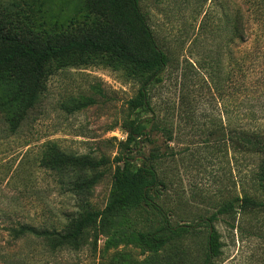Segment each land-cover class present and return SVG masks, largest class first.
Listing matches in <instances>:
<instances>
[{
    "label": "rangeland",
    "instance_id": "rangeland-1",
    "mask_svg": "<svg viewBox=\"0 0 264 264\" xmlns=\"http://www.w3.org/2000/svg\"><path fill=\"white\" fill-rule=\"evenodd\" d=\"M263 1L141 0L155 43L168 58L161 82L150 87L148 113L138 114L129 101L149 73L113 54L73 52L45 65L41 97L14 134V75H7L0 85V264H207L209 227L200 220L212 215L220 250L211 264H264V212L242 211L236 202L257 156L221 138L241 122L255 123L247 114L264 123V7L258 6ZM0 12L35 43L108 39L113 26L107 6L92 0H0ZM87 99L94 103L80 107ZM139 117L153 122L127 151L121 143ZM46 143L67 155L106 159L83 204L68 191L71 174L58 177L37 167L36 154ZM137 155L144 161L132 162ZM121 156L136 167L154 168L155 203L171 226H192V232L157 250L137 243L133 234L161 223L143 205L105 229L92 225L76 246L8 235L17 225L65 233L83 208L102 210ZM245 192L258 194L252 182Z\"/></svg>",
    "mask_w": 264,
    "mask_h": 264
},
{
    "label": "trees",
    "instance_id": "trees-1",
    "mask_svg": "<svg viewBox=\"0 0 264 264\" xmlns=\"http://www.w3.org/2000/svg\"><path fill=\"white\" fill-rule=\"evenodd\" d=\"M92 1L105 4L112 16L113 26L109 31L111 37L108 39H73L60 44L35 43L21 29L20 32L15 28L12 29L6 14L0 12V85L8 82L7 75L10 76V73L14 75V109L9 116L10 123L14 126V134L18 132L27 114L41 97L42 73L45 65L53 59L64 58L73 52L113 54L116 58L127 62L133 69L149 73V78L137 96L129 101V105L138 114L152 110L150 87L161 82L159 74L167 66L168 58L155 43L152 31L140 8L141 0ZM258 6L264 7V1L259 2ZM239 39L241 42L246 39L243 24ZM93 103V100L87 99L83 100L79 106L83 108ZM247 115L253 116L250 121L255 123L245 125L241 122L236 129L222 132L221 138H225L226 141H238L237 148L242 154L257 156V164L254 170L250 171L249 180L245 181V177L242 178V186H245L241 197L236 202L242 211L264 212V201L258 199V194L264 195V123L259 121L256 114ZM243 116L245 117V114ZM151 122H153L151 118L139 117L136 123L130 126L127 140L121 145L128 151L131 143L136 141V137L144 135L145 124ZM115 162L118 165L113 171L111 189L102 210L92 211L83 208L77 219L67 227L69 230L65 233L56 229L38 231L30 226L17 225L7 229L8 235L15 240L26 235L50 237L56 240L59 246L63 244L76 246L83 233L92 225L97 224L99 228L105 229L117 218L127 217L129 213L137 211L143 205L157 213L161 223L155 230L133 234L134 241L137 243L157 250L173 239L182 238L193 231V227L188 225L171 226L165 213L155 203L151 192L159 186V181L151 165L143 163L136 167L125 156H121ZM35 163L38 168L58 177L71 174L72 176L68 178V191L71 195L78 197L83 204L84 199L102 176L98 173L99 168L105 166L107 161L104 158L96 161L87 156L67 155L56 145L46 143L36 154ZM250 182L258 194L245 192ZM226 210L231 211L232 207L229 205ZM215 219L216 215H212L200 222L209 227ZM206 250L207 264H209L211 259L219 255L220 250V243L214 229L210 238L208 233Z\"/></svg>",
    "mask_w": 264,
    "mask_h": 264
},
{
    "label": "water",
    "instance_id": "water-1",
    "mask_svg": "<svg viewBox=\"0 0 264 264\" xmlns=\"http://www.w3.org/2000/svg\"><path fill=\"white\" fill-rule=\"evenodd\" d=\"M143 136L141 137L142 139L144 138V137H146V130H143ZM142 149V144H141V142H139V146H138V148L135 150V152L137 153V152H139L140 150ZM137 159H139V160H141L142 162L144 161V157H142V156H140V155H137V156H135L134 158H133V160H132V162H134V161H136ZM143 164V163H142ZM212 232H213V228H212V226H209V238H210V235L212 234ZM210 264V263H209Z\"/></svg>",
    "mask_w": 264,
    "mask_h": 264
}]
</instances>
